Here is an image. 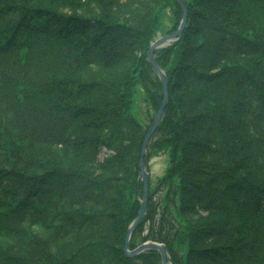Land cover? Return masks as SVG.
I'll return each instance as SVG.
<instances>
[{"label": "trees", "instance_id": "16d2710c", "mask_svg": "<svg viewBox=\"0 0 264 264\" xmlns=\"http://www.w3.org/2000/svg\"><path fill=\"white\" fill-rule=\"evenodd\" d=\"M185 1L183 36L155 52L170 103L149 157L169 166L130 247L264 264V0ZM182 16L176 0H0V264H162L124 245L163 98L148 50Z\"/></svg>", "mask_w": 264, "mask_h": 264}, {"label": "water", "instance_id": "95a60500", "mask_svg": "<svg viewBox=\"0 0 264 264\" xmlns=\"http://www.w3.org/2000/svg\"><path fill=\"white\" fill-rule=\"evenodd\" d=\"M182 7V19L180 21V26L171 33H165V35H161L160 37H158L156 40H154V42L151 44L150 49L148 50V58L153 66L154 69H156L160 80L162 81V86H163V91H164V95H163V99H162V103L159 107V109L157 110V114L154 117L153 121L150 124V127L148 128L146 134H145V139L144 142L142 144V152H141V160L139 163V167L141 169V177L142 180L144 181V196L141 199V207L139 209V215L135 218V220L130 224L129 229L127 231V239L125 242V252L127 256H131V255H136V254H140L141 252H144L146 250H150L152 248L157 249L161 252V256L163 257V262L162 264H170L169 263V252L168 249L166 248V246L162 245L161 243L157 242V241H145L143 243H141L139 246H137V248H131L130 247V243L131 240L133 238L132 234L134 232V230L136 229V227L138 226V224L140 223V221L142 220V218L145 216L148 205H149V184H150V180H149V170L146 169V159L147 158V152H148V144L152 138V135L154 134V132L157 130L158 126H159V122L161 121L163 115H164V111L165 109L168 107L169 104V96H170V91H169V80H168V76L167 73L164 71V69L161 68V66L158 63L157 58L155 57V51L157 49H160L162 47H164L166 44L175 41L177 38H179L180 36H182L185 28H186V23L188 21V5H187V1L185 0H176Z\"/></svg>", "mask_w": 264, "mask_h": 264}, {"label": "rangeland", "instance_id": "374dc122", "mask_svg": "<svg viewBox=\"0 0 264 264\" xmlns=\"http://www.w3.org/2000/svg\"><path fill=\"white\" fill-rule=\"evenodd\" d=\"M163 25L166 29H168L171 27L172 24L170 23L169 19H165ZM161 34H163L162 31H159V34L157 36H159ZM136 102H137V100L135 97L132 113L134 115H136L140 120L142 119V122L145 125L149 121V114L148 113L151 112L152 109L150 107V104L148 103V101L145 98L144 92L140 91L138 110H137L138 104ZM149 148H148V152H147L148 161H147L146 166L150 172V175H149L150 180H152L153 186H155L156 183L158 182V179H160V177L163 176L168 169L169 157H168L167 152H165L163 150H159V149L156 150L155 148L152 149L151 155L149 157ZM102 149L103 150L101 151V154H100L101 159L103 158L104 154H106L108 152L107 149H105V147H103Z\"/></svg>", "mask_w": 264, "mask_h": 264}]
</instances>
